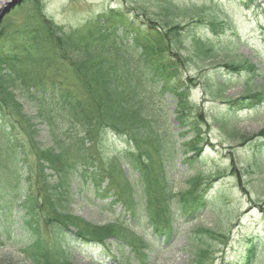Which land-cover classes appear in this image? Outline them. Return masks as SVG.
<instances>
[{
	"label": "trees",
	"instance_id": "16d2710c",
	"mask_svg": "<svg viewBox=\"0 0 264 264\" xmlns=\"http://www.w3.org/2000/svg\"><path fill=\"white\" fill-rule=\"evenodd\" d=\"M238 1L251 9L257 2ZM257 5L264 10V3ZM197 17L195 20L214 33L221 31V20ZM108 25L115 35L110 42ZM177 27H163L151 18L142 20L109 8L97 22L67 29L53 25L35 8L8 40L3 31L0 33V245L23 239L20 252L28 262L71 264L65 238L95 244L113 239L131 247L134 261L153 264L150 255L157 251L154 244L168 245L178 235L175 221L181 217L192 221L216 206L219 197L213 199L205 188L197 189L198 177L192 179L190 192L177 193L164 169L165 162L178 154L184 162H191L206 144L199 122L185 118L190 85L177 70L184 55L173 53L174 58L170 44L174 39L187 55L201 60L217 55L211 41L196 32L188 36L185 45L182 29ZM131 47L138 50L137 60L125 57ZM242 64L227 61L222 65L237 72ZM24 66L52 69L54 81L46 88L38 86L18 71ZM142 69L149 76L147 80L137 74ZM155 89L177 106L173 132L166 128L161 133L158 120L151 116L149 95ZM16 91H25L35 102L34 117L25 113ZM220 92L218 88L217 94ZM262 98L264 89L225 103L240 109L255 106ZM34 120L46 125L48 147L40 143ZM263 133L264 129L258 136ZM104 134L112 143L113 137L126 138L135 149L126 144L114 146V155L104 160L99 152ZM258 136L249 140H260ZM141 143L151 148L141 149ZM254 145L247 167L260 173L261 145ZM71 147L77 156L69 160L66 153ZM31 151L36 155L34 161L29 158ZM121 164L127 165L129 174L120 170ZM232 168L237 173V167ZM220 176L216 174L211 181ZM83 182L96 185L98 197L111 198L114 221L94 225L70 211L73 185ZM207 184L204 187L208 189ZM140 216L150 228V242L138 239L133 232L131 224ZM47 231L55 232L59 240L48 239ZM218 234L208 227L193 229L186 241L187 264H204L212 248L209 239ZM242 242L241 256L234 263L264 264V241L249 234Z\"/></svg>",
	"mask_w": 264,
	"mask_h": 264
},
{
	"label": "rangeland",
	"instance_id": "374dc122",
	"mask_svg": "<svg viewBox=\"0 0 264 264\" xmlns=\"http://www.w3.org/2000/svg\"><path fill=\"white\" fill-rule=\"evenodd\" d=\"M257 3L262 4L264 0H257L252 9L238 0H21L19 5L1 17L0 33L3 31L8 40L12 34L20 31V26L35 8L53 25L67 29L83 28L97 22L99 15L112 8L138 19L151 18L163 27L176 24L177 29H182V42L185 45L188 36L196 32L206 36L216 49L215 58L201 60L194 55H187L184 48L171 39L170 53L184 55L177 64V70L190 85L188 102L183 112L187 120L196 119L199 122L206 144L203 151L191 158L189 163L184 162L180 154L168 161V164L165 162V173L177 193L190 192L192 179L198 177L197 189L205 188L204 190H208L207 196L214 199L216 195L219 202L192 221L182 217L175 221L173 224L178 235L168 245L154 244L157 251L150 255L153 264H187L186 241L192 230L198 227L212 228L222 234L209 239L212 248L206 253L204 264H235L234 260L241 256L242 238L249 234H256L264 241V133L261 137L258 136L264 129V98L256 102L255 106H241L240 109L231 108L225 103V100L246 96L250 91L264 89V10ZM197 15L221 20V31L214 33L205 23L200 24L195 20ZM106 28L110 29V42L115 35L109 25ZM164 32L168 33L167 30ZM109 42L103 45L109 48ZM125 54L130 60H137L139 55L138 50L133 47ZM173 56L176 58L174 54ZM227 61H239L243 64L236 72L223 67L222 64ZM18 71L25 73L26 78L41 87H49L54 81L52 69L24 66ZM140 71L137 74L141 78L145 77L144 70ZM148 77H145L146 80ZM218 88L221 89V94H217ZM16 92L25 113L34 117L35 108L32 104L35 102L25 91ZM149 97L153 107L151 116L158 120L161 133L166 128L173 132L177 124L173 112L177 110V106H173L171 100H165L156 89L151 91ZM34 122L40 143L48 147L50 140L46 125L37 120ZM252 136H258L260 140H249ZM173 138L177 141L176 137ZM112 140L115 143L104 134L99 146L104 160L114 155V146L122 147L126 144L135 149L134 143L126 138L113 137ZM255 142L260 143L259 149L262 151V154L259 153V161L263 166L260 173H254L247 167L256 149ZM142 148L150 149L151 146L141 143ZM66 154L69 160L76 159L77 155L72 147ZM35 156V152L31 151L29 158L34 161ZM233 166L237 167V173L233 171ZM120 170L129 174L126 164H121ZM115 171L120 174L119 170ZM216 174H220V178L211 181ZM37 183L35 181V190ZM205 184L208 189L207 186L204 187ZM73 186L69 206L73 214L94 225L115 220L116 216L111 213V209H114L110 205L111 198L98 197L96 185L83 182ZM131 226L138 239L144 238L150 242V228L145 225L142 216L132 222ZM46 234L48 239L54 237L59 240L58 236H54L55 232L52 234L47 231ZM24 242L23 239L14 238L11 242L0 245V264H32L20 252ZM65 242L71 264H141L138 259L133 260L131 247L121 245V242L117 243L113 239H108L105 244H95L77 237H68ZM261 253V256L264 255V247Z\"/></svg>",
	"mask_w": 264,
	"mask_h": 264
},
{
	"label": "water",
	"instance_id": "95a60500",
	"mask_svg": "<svg viewBox=\"0 0 264 264\" xmlns=\"http://www.w3.org/2000/svg\"><path fill=\"white\" fill-rule=\"evenodd\" d=\"M21 3V0H4L0 1V20L1 17L11 11L12 8H14L16 5H19Z\"/></svg>",
	"mask_w": 264,
	"mask_h": 264
}]
</instances>
